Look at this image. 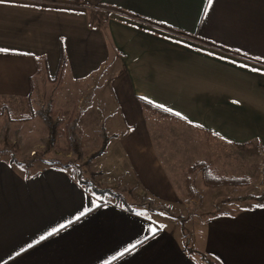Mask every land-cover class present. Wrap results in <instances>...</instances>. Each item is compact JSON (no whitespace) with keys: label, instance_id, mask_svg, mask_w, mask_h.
<instances>
[{"label":"crops","instance_id":"crops-1","mask_svg":"<svg viewBox=\"0 0 264 264\" xmlns=\"http://www.w3.org/2000/svg\"><path fill=\"white\" fill-rule=\"evenodd\" d=\"M95 8L112 18L95 23ZM58 76L74 95L107 88L116 131L93 164L125 204L172 218L99 204L68 169L0 159V264H264V200L184 181L231 163L233 146L264 155V0H0V104L35 103Z\"/></svg>","mask_w":264,"mask_h":264},{"label":"rangeland","instance_id":"rangeland-1","mask_svg":"<svg viewBox=\"0 0 264 264\" xmlns=\"http://www.w3.org/2000/svg\"><path fill=\"white\" fill-rule=\"evenodd\" d=\"M87 11L91 12L93 15L95 23L98 21L106 23L108 19L112 18L111 13L109 12L90 9ZM203 47L210 50L214 49L209 45H203ZM215 51L224 56L235 58L238 62L255 65L254 62H250L240 55L221 50H214V52ZM61 71L62 70H60L59 75L61 74ZM99 89L100 88L92 87L90 90H86L84 87L82 94L78 91L74 95L70 92V82L65 81L60 84V78L58 76L57 82L54 80L49 83L48 91H45L44 95L35 99V103L30 100V105L34 110L44 108L48 104H51L55 114L63 120V124L60 126L58 140L55 145L49 149L40 144V140L47 136V128L43 125L40 119H32L25 122L17 121V116L24 111L26 103L19 102L12 105L6 104L8 108H11V112L9 114L4 112L3 115L0 116V159L7 161L13 160L14 162L12 165L19 167L27 173H34L50 166L52 167L51 164L55 161L69 162L71 167L68 171L72 172L76 177L81 175L82 178L89 180L92 179L100 187L112 184L102 176L93 164V161H88V158L101 146L103 137H99V134H104V136L108 138V147L111 139L105 133H114L116 131L114 122L118 119L116 114L113 113L114 111H111L113 105L112 102H110L107 88H105V91L101 90L103 88ZM98 104L103 106V108H100L99 110L101 111L99 112L101 114L97 113L98 108L96 107ZM60 105L64 106V108H57V106ZM78 118L80 119L81 130H77V136L83 152V157L80 160L68 150V144L64 135L66 124L69 121ZM96 125H99V127L97 126L98 128H96ZM5 128H7V130H5ZM230 153L232 154L231 163L229 162L227 165L222 166V163L219 162V160L214 162L217 166L216 170L213 169L214 174L226 177H237L242 183L247 182L246 185L249 187L227 186L230 188V191L232 190L231 192H234L235 194H230V197L227 198V200H237V198H240L241 196H259L264 191V155L258 152L256 148H252L251 145L239 148L233 146ZM220 169H222L221 172L218 171ZM223 170H226L227 172L225 173ZM185 172L184 178L187 176L186 178H188L191 183L196 184L198 188L200 187V189H202V186L206 188L203 183L202 174L199 171L192 175H186ZM197 173L200 174V177H198ZM132 209L137 213L149 216V212L144 206L137 205ZM227 209H229L228 206L223 202V204H219L217 211L225 212ZM192 213L193 211L191 214ZM155 215L151 214L150 217L157 219V216ZM161 216L164 217H161L162 219L166 220L167 213L163 212ZM169 217L172 218L171 216ZM186 220H179L182 230L185 233L186 228L188 229L189 227ZM164 224L168 225L166 222Z\"/></svg>","mask_w":264,"mask_h":264},{"label":"trees","instance_id":"trees-1","mask_svg":"<svg viewBox=\"0 0 264 264\" xmlns=\"http://www.w3.org/2000/svg\"><path fill=\"white\" fill-rule=\"evenodd\" d=\"M76 1L80 2V0H76ZM63 65H64V56L62 54V49H61V58L58 67L61 68ZM25 103H26V108L22 113L18 114L17 121L25 122L32 119H40L43 125L47 128V136L40 140V144L48 149L53 147L58 140V136L60 133V126L63 124V120L55 114V111L51 104H48L44 108L34 110L30 105L29 98L26 99ZM140 103L144 111L146 112L156 114L161 118L184 121L175 114H172L171 112H168L162 108H157L148 102L140 100ZM4 112L9 114L11 112V108H8L6 104H1L0 116L3 115ZM5 130H7V128H5ZM77 130H78L77 119L71 120L65 126L64 135L68 144V150L78 160H80L83 157V152L81 148V143L77 136ZM101 136L103 137V141L101 143L100 148L88 158V161L89 160L93 161L95 158L101 156L106 151L108 138H106L104 134H101ZM13 162H14L13 160L10 161L11 164H13ZM51 165L52 167L65 169V170L71 167V164L69 162H62V161H55ZM197 171H199L202 174L203 183L206 187H210V188H217L220 186L242 187L247 184V182L242 183V181L237 177H233V176L226 177L223 175L214 174V171L210 167V165L204 164L202 162L189 166L185 174L192 175ZM186 177L187 176H185L184 181L187 188H190V194L192 195L191 193L192 189L190 187L191 182ZM76 180L78 185L92 198L98 201L99 204L108 201H113L114 203H116V205H118L119 203H123L124 205H127L124 202L122 190L116 189L115 187L112 186L100 187L92 179L89 180L82 178L81 175H78L76 177ZM238 199L254 200V201L262 202L264 200V191L259 196H245V197H240ZM140 205L146 207V209L150 212L162 211V212H166L169 216H172L168 208L155 207L150 200H142L140 202ZM125 207L130 212L132 213L135 212L130 205H127ZM200 260L201 262H203V264H216L214 261H211L210 259H208L203 255L200 257Z\"/></svg>","mask_w":264,"mask_h":264},{"label":"built area","instance_id":"built-area-1","mask_svg":"<svg viewBox=\"0 0 264 264\" xmlns=\"http://www.w3.org/2000/svg\"><path fill=\"white\" fill-rule=\"evenodd\" d=\"M96 9V8H95ZM95 9H93V10H95ZM97 10V9H96ZM141 22V21H140ZM141 23H145V22H141Z\"/></svg>","mask_w":264,"mask_h":264},{"label":"snow or ice","instance_id":"snow-or-ice-1","mask_svg":"<svg viewBox=\"0 0 264 264\" xmlns=\"http://www.w3.org/2000/svg\"><path fill=\"white\" fill-rule=\"evenodd\" d=\"M209 3H211V0H209Z\"/></svg>","mask_w":264,"mask_h":264}]
</instances>
